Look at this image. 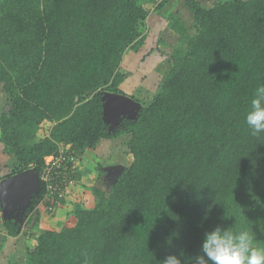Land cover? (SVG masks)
I'll return each instance as SVG.
<instances>
[{"label": "trees", "instance_id": "trees-1", "mask_svg": "<svg viewBox=\"0 0 264 264\" xmlns=\"http://www.w3.org/2000/svg\"><path fill=\"white\" fill-rule=\"evenodd\" d=\"M208 1L185 0L192 34L171 0H0V150L9 157L0 183L41 173L62 148L78 158L118 138L130 161L108 190H91L93 205H75L74 226L42 233L21 264H161L182 251L190 264L221 224L253 230L264 247V133L252 136L245 122L264 84V0ZM152 15L181 40L143 102L122 65L145 47ZM106 93L141 107L114 122ZM45 192L41 184L21 220L3 216L0 201V254Z\"/></svg>", "mask_w": 264, "mask_h": 264}, {"label": "rangeland", "instance_id": "rangeland-1", "mask_svg": "<svg viewBox=\"0 0 264 264\" xmlns=\"http://www.w3.org/2000/svg\"><path fill=\"white\" fill-rule=\"evenodd\" d=\"M201 1L210 4L208 0ZM173 4L174 14L181 18L190 33L195 34L197 31L185 0H171V5ZM149 30L145 47L139 53L129 52L122 65L124 71L131 73L130 83L133 92L143 102L153 99L160 83L171 68L170 55L180 45L181 40V36L171 28L170 21L163 16L152 15L149 19ZM6 102L3 92L0 91V111L5 109ZM42 136L43 134L40 137ZM124 148L123 140L118 138L102 142L96 150L78 156V161L80 160L81 163L77 173L79 180L68 209L60 210L59 213L57 210L62 208L59 206L53 214L43 206L40 210H33L28 216L29 219L22 224L21 234L15 241L9 242L7 248H4L0 254V264H21L26 249L34 247L37 244V237L42 233L74 226L76 218L72 216V212L75 205L80 204L84 207L93 205L94 197L91 190L97 187L108 190L122 168L130 164L123 154ZM8 158L0 150V169L7 164ZM19 216L18 219L21 220L24 214ZM9 245L12 247L11 252L8 250Z\"/></svg>", "mask_w": 264, "mask_h": 264}, {"label": "clouds", "instance_id": "clouds-1", "mask_svg": "<svg viewBox=\"0 0 264 264\" xmlns=\"http://www.w3.org/2000/svg\"><path fill=\"white\" fill-rule=\"evenodd\" d=\"M245 122L252 136L259 137L264 133V84L254 89ZM75 187H72L69 197ZM256 239L253 230L217 225L205 232L199 253L191 256L190 264H264V247L258 246ZM161 264H189V261L182 251L180 255H168Z\"/></svg>", "mask_w": 264, "mask_h": 264}, {"label": "water", "instance_id": "water-1", "mask_svg": "<svg viewBox=\"0 0 264 264\" xmlns=\"http://www.w3.org/2000/svg\"><path fill=\"white\" fill-rule=\"evenodd\" d=\"M104 102L105 113L114 122L122 116H130L141 107L140 104L127 96L112 93L105 94ZM119 170H121L120 167ZM40 190L39 174L34 169L3 179L0 183L3 216L10 218L23 215L33 196Z\"/></svg>", "mask_w": 264, "mask_h": 264}, {"label": "built area", "instance_id": "built-area-1", "mask_svg": "<svg viewBox=\"0 0 264 264\" xmlns=\"http://www.w3.org/2000/svg\"><path fill=\"white\" fill-rule=\"evenodd\" d=\"M77 162L78 158L67 148H62L54 155L50 165L39 174L40 182L46 190L40 206L54 213L62 201L67 200L72 187L76 185L71 169Z\"/></svg>", "mask_w": 264, "mask_h": 264}, {"label": "crops", "instance_id": "crops-1", "mask_svg": "<svg viewBox=\"0 0 264 264\" xmlns=\"http://www.w3.org/2000/svg\"><path fill=\"white\" fill-rule=\"evenodd\" d=\"M80 164H81V163H79V164H78V169H79V166H80ZM73 193H74V191H73ZM71 200H72V196H71V197H69V199H68V202H67V204H66V205H63V206H62V208H59V209H58L59 213H60V210H63V209H65V208H66V209H68V207H69V205H70V202H71ZM59 213H58V214H59ZM45 216H46V215H45ZM15 239H16V237H15V238H12V239H10V240H9V242H10V243H12L13 241H15ZM8 247H9V249H8V250L11 252L10 248H12V247H11L10 245H9ZM6 248H7V247H6Z\"/></svg>", "mask_w": 264, "mask_h": 264}, {"label": "flooded vegetation", "instance_id": "flooded-vegetation-1", "mask_svg": "<svg viewBox=\"0 0 264 264\" xmlns=\"http://www.w3.org/2000/svg\"><path fill=\"white\" fill-rule=\"evenodd\" d=\"M15 214H17V212H14Z\"/></svg>", "mask_w": 264, "mask_h": 264}]
</instances>
